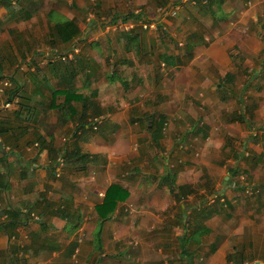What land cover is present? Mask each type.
Instances as JSON below:
<instances>
[{
	"label": "crops",
	"instance_id": "1",
	"mask_svg": "<svg viewBox=\"0 0 264 264\" xmlns=\"http://www.w3.org/2000/svg\"><path fill=\"white\" fill-rule=\"evenodd\" d=\"M169 1L0 0V264H264V0Z\"/></svg>",
	"mask_w": 264,
	"mask_h": 264
},
{
	"label": "trees",
	"instance_id": "2",
	"mask_svg": "<svg viewBox=\"0 0 264 264\" xmlns=\"http://www.w3.org/2000/svg\"><path fill=\"white\" fill-rule=\"evenodd\" d=\"M163 4H165V2H163ZM55 29L59 40L63 43L70 42L76 36L78 38L81 33V30L79 29L78 25L73 23V21H65L56 24ZM82 158H85V156L81 155V159ZM121 192L123 191L116 186H111L107 190L102 204L97 207L98 216L101 219V221L108 219L113 214L116 206V202L118 200L124 199V197L120 195ZM119 195L121 196L120 198ZM191 235L194 237L195 234L193 233ZM185 244H186V238H183L181 243L182 252L184 254L185 253L188 254V258H191L192 255L190 254V252H188V249L185 248L186 246Z\"/></svg>",
	"mask_w": 264,
	"mask_h": 264
},
{
	"label": "built area",
	"instance_id": "3",
	"mask_svg": "<svg viewBox=\"0 0 264 264\" xmlns=\"http://www.w3.org/2000/svg\"><path fill=\"white\" fill-rule=\"evenodd\" d=\"M178 11H179V7L175 6V7H169V6H160L157 7L156 9V14L160 17H173L175 18L178 15ZM131 27V26H130ZM123 28H128L126 26H123ZM143 28L148 30H155L156 24L153 22L151 24H143ZM73 58V56H61L60 60L62 61H67L68 59L71 60ZM12 83L9 80H0V101L2 102V106L3 108H10L13 106V103L16 104V100L14 101H10V99H4V95H6V92L11 88ZM94 122H97V119L94 120ZM64 164V158L61 156L58 159V167H56V175H59L60 172V168L63 166ZM241 180H244V177H241ZM246 193H249V190H245ZM36 219H38L36 217Z\"/></svg>",
	"mask_w": 264,
	"mask_h": 264
},
{
	"label": "rangeland",
	"instance_id": "4",
	"mask_svg": "<svg viewBox=\"0 0 264 264\" xmlns=\"http://www.w3.org/2000/svg\"><path fill=\"white\" fill-rule=\"evenodd\" d=\"M175 1H177V0H170L169 1V4H174V5H176V3H175ZM158 6H167L166 5V3L165 4H163V3H159V4H157L156 5V8L158 7ZM192 8V7H191ZM188 10V9H187ZM188 11H193V9H190V10H188ZM90 12V11H89ZM88 12V13H89ZM153 12H154V10H152V12H151V15H150V17H153L154 16V14H153ZM179 12V11H178ZM81 13H83L82 11H81ZM85 14V18H84V24H86V22L87 21H85V19L88 17V15L89 14ZM195 14V13H194ZM202 26V25H201ZM88 26H83V28H87ZM234 41H237V40H234ZM236 48L237 47H235L234 49H232L233 50V53H235L236 54ZM231 50V51H232ZM247 70H248V68L245 70V73L243 72V74L241 73L240 74V76L237 78V82H239V83H241V84H243V85H245L246 84V86H245V88L247 87V89L245 90V91H243L244 93L241 95V93H240V96H238V97H241V100L242 101H244L245 100V102H243V104H247V102H248V99L246 98L245 99V97H248L249 96V91L250 90H252V88L250 87V84L249 85H247L248 84V80L251 78V80H252V82H254V80H257V82H259V81H264V68L262 69V72H260L259 71V75L258 74H256V75H258L256 78H255V76H253V73L252 72H247ZM247 82V83H246ZM251 82V83H252ZM254 84V83H253ZM252 86H254V85H252ZM240 89V88H239ZM239 89L238 90H236V93H239L240 91H239ZM250 89V90H249ZM254 127L257 129V126L256 125H254ZM260 127H262L263 128V125H260ZM252 138V137H251Z\"/></svg>",
	"mask_w": 264,
	"mask_h": 264
}]
</instances>
